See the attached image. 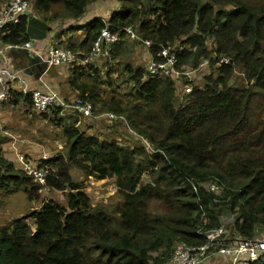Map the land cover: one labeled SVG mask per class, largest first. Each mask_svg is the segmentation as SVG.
Wrapping results in <instances>:
<instances>
[{
  "label": "trees",
  "instance_id": "16d2710c",
  "mask_svg": "<svg viewBox=\"0 0 264 264\" xmlns=\"http://www.w3.org/2000/svg\"><path fill=\"white\" fill-rule=\"evenodd\" d=\"M11 1L0 0V9ZM108 1L118 5L114 12L78 25L91 7ZM30 16L48 26L76 24L52 44L81 59L106 29L131 28L141 40L121 33L111 59L122 60L119 68L95 66L109 63L106 58L58 67L69 68V88L92 105L91 118L59 108L37 112L30 96L13 89V100L3 106L22 105L55 125L64 148L35 165L49 170L45 185L0 148L1 193L23 192L38 207L0 224V264H170L178 244L204 246V233L221 228L225 214L234 222L224 243L264 235V0H31L20 22L2 31L0 45H27ZM130 42L150 55L144 68L130 64ZM166 48L184 72L209 62L196 72L204 82L198 87L197 81L190 95L184 94L185 78L148 75V63L163 61ZM219 57L231 64H220ZM107 115L123 117L127 127L121 119L116 123L152 151L80 129L82 120ZM88 179L114 181L117 202L94 206ZM213 185L220 190L211 191ZM250 264H264V257Z\"/></svg>",
  "mask_w": 264,
  "mask_h": 264
},
{
  "label": "built area",
  "instance_id": "2783aa9c",
  "mask_svg": "<svg viewBox=\"0 0 264 264\" xmlns=\"http://www.w3.org/2000/svg\"><path fill=\"white\" fill-rule=\"evenodd\" d=\"M30 7L31 0H13L7 6L0 9V40L2 31L8 25L18 24L21 16L27 14ZM122 32L124 35L127 34V37L131 41L141 40L131 28H126L117 32H111L106 29L94 43L91 53L83 59L78 57L71 50L56 49L54 44L48 46V53L45 57H41L38 52L39 50L32 47L30 43L24 47H15L14 49L26 50L33 58H41L43 63L47 66L45 72L47 73L51 68L59 67L61 65L88 66L95 63L100 58H106L111 61L114 46L122 40ZM144 45L146 47H151V44L148 42H144ZM11 50L12 47L3 48V51H0V55H3L6 51L10 52ZM161 55L163 56V61H152L147 69L148 75L153 79L179 80L185 78V81L183 82L184 94L190 95L197 82L195 76L197 71L185 70L184 72L183 70L177 69L179 61L177 54L172 48L164 49ZM208 63V61H205L199 68L198 72L205 66H208ZM219 63L229 65L231 64V60L227 57H219ZM14 88H18L24 96H30L32 106L37 112L44 113L52 108H59L63 110H74L86 118H91L94 115L92 105L85 104L78 99L70 103L64 100V98L55 91L32 89L27 79L18 71L0 65V108L13 100ZM105 117L113 120L121 119L123 124H126V120L123 117L117 118L113 115H107ZM129 132L133 133L131 134L132 136L142 141H138V143L142 144L143 147L152 149L151 145L146 140L139 137L131 130H129ZM17 158L28 176L32 177L34 181L40 185L46 184L49 175V170L47 168H36L24 155L21 154H18ZM48 159V156H44V161H47ZM210 189L213 192H218V190H220L216 185H213ZM231 221L233 222L234 218L231 219ZM226 233L227 226L223 225L219 229L204 233L206 244L202 247H189L187 245L178 244L175 247L170 264H204L213 249H216L217 251L215 258L217 259L218 264H250L257 262L261 257H264V235L253 240L224 243L222 240Z\"/></svg>",
  "mask_w": 264,
  "mask_h": 264
},
{
  "label": "rangeland",
  "instance_id": "374dc122",
  "mask_svg": "<svg viewBox=\"0 0 264 264\" xmlns=\"http://www.w3.org/2000/svg\"><path fill=\"white\" fill-rule=\"evenodd\" d=\"M62 32L63 31H61L59 34H61ZM77 38L78 40H82L79 34ZM51 41L53 42V39ZM129 44L133 46V48H131L130 50V64L133 67L144 68L147 65L150 55L143 49L142 46H137L136 42H130ZM62 47L63 46H58L56 47V49H64ZM109 63L97 64V67H100V65H104L103 70L108 71V67L114 66L116 68H119L120 64H122L120 62H114L112 60L109 61ZM120 71L121 70H119V72ZM68 73H70V71H63V74ZM197 81L199 82L198 87H201L204 82L202 80V76L199 75ZM239 82L242 83L243 80H240ZM186 104L187 102H184L183 106ZM0 112L1 114H3L2 119H0V140L6 141V136L4 135V133H10L13 136L19 135L20 137H22V139L28 140L30 146L32 147H46L52 150H58V148L63 147V141L60 138L61 134L57 127L49 122H45L40 116L34 114L33 112H26V109L23 106H19L17 108H8L6 106H3L2 108H0ZM94 120L96 125L92 121L86 122L82 120L80 129L88 133V135H95L102 140H116L121 144V146L124 147L125 144H131L135 141H141L140 139L132 136L131 134L133 133H130L129 130H127L126 127H123L120 123H115L116 127H110L104 120H99L97 118H94ZM112 122L115 121L113 120ZM13 124L17 127H21V129H17V127H14ZM140 146H142V144H140ZM148 150L152 151V149ZM3 153L4 156H8V151H4ZM55 154L56 153H54L52 156H54ZM76 178H79V176L76 175ZM85 185L87 186L88 194L91 197V201L94 206H98L101 204L110 205L114 202H117L118 200L116 185L112 180L98 181L96 179H88ZM32 207H35L34 209L38 208L36 205L29 204L23 192H20L13 197H9L2 194L0 191V224L5 225L9 223L13 218L27 216V214H30L32 212ZM233 218V216L225 214L222 217V224L230 226L234 222L231 221V219ZM216 252V249H213V251L209 255V258L205 261L204 264H218L217 259L215 258Z\"/></svg>",
  "mask_w": 264,
  "mask_h": 264
},
{
  "label": "crops",
  "instance_id": "0c3cea01",
  "mask_svg": "<svg viewBox=\"0 0 264 264\" xmlns=\"http://www.w3.org/2000/svg\"><path fill=\"white\" fill-rule=\"evenodd\" d=\"M116 8H118V5L113 1L97 3L93 7H91V9L88 11L87 13L88 20L85 19L80 20L78 22V25L85 26L93 18L103 15L104 13H106V11L110 9H112V12H114L115 11L114 9ZM70 26H73L70 21H65L62 24H60L59 22L55 25L49 26L52 30L50 32L51 35H49L48 38L43 42H36L34 46V48H37L39 50L37 51L40 53L41 57H45L47 55L48 46H50V44L52 43L51 40L55 38L56 35H58L61 31H64V29ZM3 48L6 47L0 45V51H3ZM143 49L146 51L145 47H143ZM25 53L21 50L18 51L17 54L10 55L9 51H6L3 55H0V65L8 67L10 69H14V70L16 69V71H18L22 76H24L27 79L32 89H38L41 91L51 90L58 92L64 98V100L70 103L78 99L79 94L73 92L72 89L69 88V85L67 83L69 79H71V75H69V73L63 74V71L66 69L63 68L59 69L58 67H53L45 74L41 73V71L39 72V70L35 69L34 67L28 66L29 69H27L25 65V60L23 58ZM119 61L122 62L121 59ZM26 63L28 62L26 61ZM150 63L151 62H149L148 64ZM95 66L97 67V65ZM25 69H27L28 72H26ZM67 70L69 71V69ZM2 115L3 114L0 113V119H2ZM99 120H104L106 123H108L107 125L110 127H116L115 123L118 122L117 120H114L115 122H112L113 119H109L108 117H103ZM91 121L96 125L95 120L92 119ZM14 127L17 126L14 125ZM17 129H21V127H17ZM126 129L128 130V128ZM4 135L6 136L5 138L6 141L0 140V144H3L0 148H2L3 152L8 151V156H5L7 159H15L17 158L18 154H21L24 155L32 165L35 166L41 164L42 161H44V156H48L49 158L50 155H53L57 151L46 147H32L30 146L28 140L22 139V137H20L19 135L13 136L10 133H4ZM62 148L63 147L58 148V150H61ZM49 159L44 162H48Z\"/></svg>",
  "mask_w": 264,
  "mask_h": 264
},
{
  "label": "water",
  "instance_id": "95a60500",
  "mask_svg": "<svg viewBox=\"0 0 264 264\" xmlns=\"http://www.w3.org/2000/svg\"><path fill=\"white\" fill-rule=\"evenodd\" d=\"M51 29H49V26L44 23L42 20L35 16H30L28 20V26H27V35L29 37V43L31 44L32 47L35 46L36 42H43L48 38V32H50ZM18 51L17 49H12L9 54H17ZM25 55H24V60H25V65L27 68L29 67H34L35 69H38L39 72L45 73L47 70V66L45 63H43V60L41 58H33L32 56L29 55V52L26 50H22ZM26 61L28 63H26ZM29 66V67H28ZM16 70V69H15ZM26 72L27 69H25Z\"/></svg>",
  "mask_w": 264,
  "mask_h": 264
}]
</instances>
